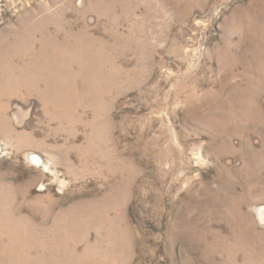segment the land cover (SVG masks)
Instances as JSON below:
<instances>
[{
	"label": "rangeland",
	"instance_id": "374dc122",
	"mask_svg": "<svg viewBox=\"0 0 264 264\" xmlns=\"http://www.w3.org/2000/svg\"><path fill=\"white\" fill-rule=\"evenodd\" d=\"M263 209L264 0H0V264H264Z\"/></svg>",
	"mask_w": 264,
	"mask_h": 264
},
{
	"label": "bare ground",
	"instance_id": "6f19581e",
	"mask_svg": "<svg viewBox=\"0 0 264 264\" xmlns=\"http://www.w3.org/2000/svg\"><path fill=\"white\" fill-rule=\"evenodd\" d=\"M33 160L37 163H41V158L37 156L36 154H33ZM262 216L264 217V209L262 210Z\"/></svg>",
	"mask_w": 264,
	"mask_h": 264
}]
</instances>
